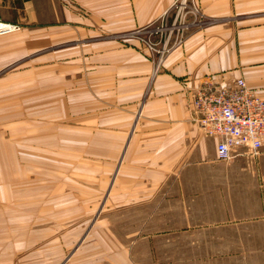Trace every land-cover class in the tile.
<instances>
[{"label": "crops", "instance_id": "crops-1", "mask_svg": "<svg viewBox=\"0 0 264 264\" xmlns=\"http://www.w3.org/2000/svg\"><path fill=\"white\" fill-rule=\"evenodd\" d=\"M178 1L0 0V21L21 26L0 36V145L8 144L0 163L33 148L48 158L51 147L57 158L84 152L91 166L57 170L49 184L25 189V214L10 216L19 227L10 228L8 243L0 234V264H160L159 250L146 258L139 248L146 240L139 232L134 246L113 243L96 209L161 201L172 245L202 240L207 250L215 240L216 264H264V149L221 162L217 141L203 136L189 111L192 90L210 80L242 78L264 98V0H194L204 20L156 71L157 57L136 33L171 24ZM84 32L95 54L87 72L70 76L64 61L80 57L59 49L66 41L78 46L72 38ZM127 33L136 39H117ZM196 245L169 255H192Z\"/></svg>", "mask_w": 264, "mask_h": 264}, {"label": "rangeland", "instance_id": "rangeland-1", "mask_svg": "<svg viewBox=\"0 0 264 264\" xmlns=\"http://www.w3.org/2000/svg\"><path fill=\"white\" fill-rule=\"evenodd\" d=\"M18 25V24H16ZM21 29V26L18 25ZM19 29V30H20ZM18 31V30H17ZM73 33H70L72 35ZM128 36L121 35L117 37V39H136L133 33H127ZM100 35V34H98ZM77 39L78 46L72 48L73 41H66L62 43L64 47L62 52H65V55H76L79 56V59H66L64 61L65 71L66 73H70L75 70L81 69V73L87 72L89 65V55L94 56L95 50H91L90 44L93 43L94 38L88 34V32H84L81 35H75L74 38ZM116 39V37H115ZM76 44V45H77ZM162 45V44H161ZM50 57L56 55V53H52L53 50L50 48ZM146 51L152 56L159 58L158 54L150 52L147 47H145ZM56 48H54V52ZM102 51V49H98L97 52ZM60 51V53H62ZM91 53V54H90ZM83 78V76H82ZM85 82H87L85 80ZM84 83V82H83ZM86 84V83H84ZM55 87V82H50V87ZM67 86V83H66ZM36 90L34 89V92ZM51 92V90H50ZM53 129L50 128V134ZM24 129H19L16 135L24 136ZM35 133V131H34ZM83 138V135H82ZM51 145V144H50ZM7 147L8 144H1L0 147V155H6L4 153V147ZM88 143L86 145L82 144L80 148V154L85 149H87ZM33 147H40L38 144H33ZM50 147V146H49ZM18 151V150H17ZM21 151V150H19ZM25 151V149H22ZM33 155H22L21 152H17V155H12V158H2L0 163V234H1V242L8 243V233L10 228H17L19 224L10 223V216H21L25 214V207L23 206V202L25 201V189H30V186H37L40 184H49L56 177L57 170H63L64 173L72 168H84L87 169L90 166L89 161H87V156L83 152L81 158H74L72 155H68L65 152L64 158H57L55 150L53 148H49V157L41 158L37 149L33 148ZM263 152L260 154L262 155ZM79 156V155H78ZM223 162V161H221ZM228 164L227 162H224ZM61 178V177H60ZM84 177L81 179L83 180ZM212 186V185H210ZM164 194V193H163ZM30 199V191L28 193ZM167 195V193H166ZM200 195V193H198ZM163 198V195H160ZM208 196L210 200L216 199V191L214 190L208 192ZM167 198V196L165 197ZM197 199H200L198 197ZM17 202L18 204H15ZM160 206H144L139 208L134 207H105L100 205L96 209V216L98 219L97 223L101 222L104 217L107 219V222L104 224L105 229L102 230L105 233H112L114 237L118 238V240H112L113 243H119L120 246L126 244L128 246H134L135 234L139 232L142 236L146 237V240L141 241L139 248L144 249L145 257L149 258V249L153 248L157 251L159 250V258L160 264H216L217 259V248L215 240L207 241V250L206 248H201L202 240H188V241H179L176 240V246L170 243V240L167 238L168 234V224L165 222L167 219V215L169 212V206L167 201L163 203L161 201ZM166 203V204H165ZM16 205V206H15ZM73 210V209H72ZM95 210V209H93ZM83 211V210H82ZM48 214H55L54 211H47ZM71 212L70 209L65 210V214H69ZM92 213V212H91ZM99 227V226H98ZM157 237L156 239H149V235H154ZM196 242L197 252H192V255L188 256H177L173 257L169 255V250L171 248H175L178 251L183 249L184 247H190L193 243ZM206 242L204 241V244ZM211 244V245H210ZM187 245V246H186ZM209 245V246H208ZM137 247V246H136ZM195 247V246H194Z\"/></svg>", "mask_w": 264, "mask_h": 264}, {"label": "built area", "instance_id": "built-area-1", "mask_svg": "<svg viewBox=\"0 0 264 264\" xmlns=\"http://www.w3.org/2000/svg\"><path fill=\"white\" fill-rule=\"evenodd\" d=\"M171 24L145 32L137 31L150 52L158 54L156 71L166 55L182 44L186 32L204 20L194 0H179ZM165 19V18H164ZM19 26L0 21V36L19 30ZM162 37L163 44L154 37ZM191 119L206 138L215 139L217 159L231 162L237 155L259 156L264 149V98L248 87L242 78L220 84L210 80L192 90Z\"/></svg>", "mask_w": 264, "mask_h": 264}]
</instances>
